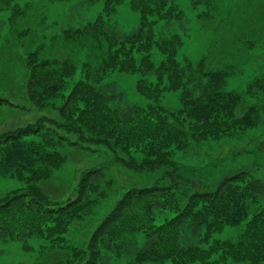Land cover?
<instances>
[{"label": "trees", "instance_id": "16d2710c", "mask_svg": "<svg viewBox=\"0 0 264 264\" xmlns=\"http://www.w3.org/2000/svg\"><path fill=\"white\" fill-rule=\"evenodd\" d=\"M222 1L190 0L197 18L211 32H221L222 25L211 22L224 6ZM121 2L103 0L94 21L59 35L75 44L76 51H84L79 60L43 58L40 47L26 54V98L33 107L56 108L60 119L41 117L0 132V179L18 184L10 191L0 190V237L12 240L22 231L44 239L45 252L40 254L44 260L38 258L35 264H102L108 254L120 258L121 253L130 257V264L264 263V182L239 170L223 176L212 189L193 182L195 189L188 193L175 167L178 154L193 145L238 137L264 125V65L243 93L226 89L228 78L242 71L233 52L249 51L264 40V4L244 17L242 27L228 37L227 43L234 45L232 52L225 48L227 54L216 67L211 60V68L204 56L193 61L180 54L184 44L180 34L157 36L159 23L185 19L176 3L131 0L139 23L133 33L120 36L107 29V22ZM30 9V3L20 6L16 0H0V10H10V22ZM221 16L222 10L216 19L221 21ZM252 16L259 19L249 21ZM115 72L140 75L135 90L145 104L118 106L120 94L102 87H108L105 80ZM169 92L176 93L178 107L163 104ZM245 97L253 101L239 113ZM58 100L62 101L59 105ZM5 103L9 102L0 97V105ZM66 140L82 150L103 146L113 162L135 171L173 168L166 171L171 183L128 188L87 239L73 243L66 235L79 221L96 214L112 192L113 181L103 167L89 168L81 173L72 196L63 201L51 199L43 184L66 162L68 156L60 150ZM186 224L199 244L182 242ZM240 225L235 239L213 237L227 226ZM137 236L144 243L138 244ZM55 252L56 256L46 259L45 255Z\"/></svg>", "mask_w": 264, "mask_h": 264}, {"label": "rangeland", "instance_id": "374dc122", "mask_svg": "<svg viewBox=\"0 0 264 264\" xmlns=\"http://www.w3.org/2000/svg\"><path fill=\"white\" fill-rule=\"evenodd\" d=\"M130 1L122 0L117 5L115 13L107 22L108 30L120 36L129 35L136 30L139 13L130 8ZM170 2L176 3L184 11L185 19L159 23L156 26L157 36H168L175 32L180 34L184 40L180 54L188 56L193 61L204 56L208 59L211 68V60L214 61L213 67H216V63L225 53L227 54L226 50L232 52L234 45L232 42L227 43L228 37H232L233 31L236 33L242 27L244 17L254 13H251V9H257L264 4V0H223L221 21L216 19L221 13L220 10L219 15L211 22L222 25L221 32L215 30L211 32L210 27L204 28L205 22L197 18L190 0H170ZM26 3H30L31 9L14 22H10V10H0V97L11 103L0 105V132L35 123L41 117L60 119L56 108L33 107L26 98V54L40 47V56L43 58L71 57L79 60L83 57L81 53L84 54V51H76L75 44L58 37L65 29L79 28L87 22L94 21L103 8V0H16V4L20 6ZM254 17H250L249 21L259 19L257 16ZM262 24L261 20V27ZM255 27L256 34L259 36L261 33L258 26ZM25 30H28V33L22 34ZM249 51L245 49V51L233 52L236 59L242 55L244 58L238 61L234 58L235 64L242 71L240 70L241 73L238 76L228 78L226 85L228 91L243 93L249 80L264 65V40L257 41V44ZM158 60L156 58V62ZM139 78L140 75L137 73L115 72L105 80L108 87L106 84L102 87L109 92L120 94L121 100L118 104L120 108L143 105L146 102L145 98L135 90V84ZM76 79L77 75L74 80ZM245 98L239 113L247 107V102L253 101L251 98ZM56 102L59 105L62 101ZM163 104L178 107L176 93H167ZM46 126L53 128L48 122ZM257 130H264V125L248 130L238 137L207 141L193 145L186 152H180L175 167L180 175L181 187L191 193L195 189L193 182H202L208 189H212L223 176L239 170H247L252 176L264 182V132ZM57 133L64 134L61 130H57ZM66 136L69 140L75 139L72 135ZM83 146L86 145L83 144ZM89 147L90 150H82L79 146L69 145L67 140L63 141L60 150L67 154L68 158L64 165L54 172L53 178L43 184L44 191L50 195L51 199L58 198L63 201L73 195L79 177L86 169L103 167L107 178L113 181L112 192H109L96 214L79 221V224H75L76 226L66 235L73 243H83L98 220L128 188L163 186L171 183L166 171L173 168L161 166L152 171H135L113 162L110 151L103 146ZM17 186L13 179H0L1 192L10 191ZM241 229L242 225L227 226L213 237L235 239ZM136 240L138 244L144 243L141 236H137ZM182 242L199 244L198 237L193 236L187 224L183 229ZM46 244L44 239L26 235L22 231L12 240L0 237V264H35L38 258L42 261L44 257H40V254L45 252L43 248ZM57 250L65 251L59 248ZM56 254L58 253L45 256L49 259ZM129 259L130 257L124 253H121L120 258H113L111 254H108V258L105 257L102 264H130Z\"/></svg>", "mask_w": 264, "mask_h": 264}]
</instances>
